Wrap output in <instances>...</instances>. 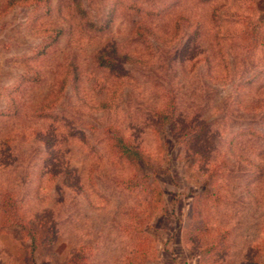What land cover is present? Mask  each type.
I'll use <instances>...</instances> for the list:
<instances>
[{"label": "rangeland", "instance_id": "1", "mask_svg": "<svg viewBox=\"0 0 264 264\" xmlns=\"http://www.w3.org/2000/svg\"><path fill=\"white\" fill-rule=\"evenodd\" d=\"M0 264H264V0H0Z\"/></svg>", "mask_w": 264, "mask_h": 264}, {"label": "trees", "instance_id": "2", "mask_svg": "<svg viewBox=\"0 0 264 264\" xmlns=\"http://www.w3.org/2000/svg\"><path fill=\"white\" fill-rule=\"evenodd\" d=\"M258 22H260V20H258ZM101 62L102 63L104 62V65H107V67H113V64H112L111 60H105V61L101 60ZM171 109H170V111H171ZM161 115H163L161 117L163 120L167 119V117H169V118L171 117L169 111L167 113H165V114L161 113ZM160 123H163V121L160 120ZM117 140H118V148L121 151V155L123 157H126V160L129 161L130 163H133V164L137 165L139 168H144V165L146 163H145V158L143 156L142 150H140L137 146L131 144L130 141H127L126 139L118 137ZM127 187H128V185H127ZM1 204L3 206L2 212L5 214L2 226L9 228V226L19 224V225H21L24 228L25 227L29 228L23 222L22 223H18L13 218V215H10L12 210H13V212L15 211L14 203L12 201H10V200H8V199H6L4 197L2 199ZM28 236L31 239V246H33V244L36 241L35 233L29 231L28 232Z\"/></svg>", "mask_w": 264, "mask_h": 264}]
</instances>
